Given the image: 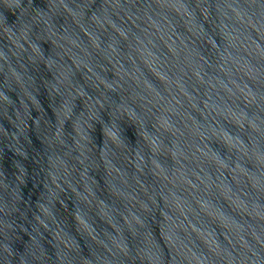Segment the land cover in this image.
Listing matches in <instances>:
<instances>
[{
	"label": "water",
	"instance_id": "obj_1",
	"mask_svg": "<svg viewBox=\"0 0 264 264\" xmlns=\"http://www.w3.org/2000/svg\"><path fill=\"white\" fill-rule=\"evenodd\" d=\"M0 264H264V0H0Z\"/></svg>",
	"mask_w": 264,
	"mask_h": 264
}]
</instances>
